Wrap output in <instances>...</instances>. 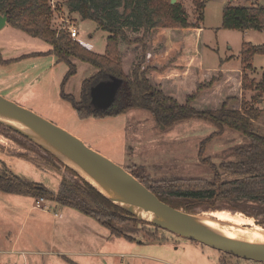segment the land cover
<instances>
[{"label":"rangeland","instance_id":"obj_1","mask_svg":"<svg viewBox=\"0 0 264 264\" xmlns=\"http://www.w3.org/2000/svg\"><path fill=\"white\" fill-rule=\"evenodd\" d=\"M175 2L183 5L190 22L196 21L197 12L192 0H175ZM51 3L55 6H51V27L61 30L62 26L74 24L80 41L90 44L96 53L104 52L107 33L98 29L96 22L81 19L80 16L74 18L66 7V1L50 0ZM228 4L237 7H247L252 4L264 6V0H205L204 18L201 24L205 30V57L214 56L216 58L214 65L218 64V57L223 58L225 54L232 55V62L227 65H238L239 51L243 43L264 45V30L240 31L222 27V10ZM48 48L46 42L28 36L6 23L0 29V79L9 72L17 74L15 77L7 76V79H3L0 84L21 83L23 92L16 96L8 95L12 99L1 93L0 95L20 106L26 105L24 107L79 136L83 142L87 135L88 140L93 143L90 144L93 149L124 168L134 169L140 176L143 173L156 180L212 179L211 170L202 164L197 156L200 142L215 130L211 124L199 119H189L165 128L158 125L144 109H130L118 116L80 120L70 103L60 95L61 82L68 69L67 65L61 62L60 67H57L55 63L50 64L42 55L23 56L42 52ZM212 48L214 49L211 50ZM15 57L21 60H12ZM5 60L12 61L1 63ZM73 62L76 65V73L68 78L63 92L78 98L81 82L92 75L95 69L76 59H73ZM248 72L255 81L262 80L264 54L254 56L252 69ZM19 86L15 87L17 93L20 92ZM0 90L5 91L1 87ZM251 95L247 93L246 98ZM262 98L260 108L264 110V93ZM227 130L224 136L223 134L220 135L221 137L215 136L204 151V156L209 157L216 164L236 160L233 149L243 142L240 135L228 128ZM255 130L264 134V112L256 122ZM86 141L84 143L87 144ZM58 161L60 163L47 157L41 149L17 134L0 131V173L5 171L43 184L51 190H57L61 178L68 174L65 165ZM137 169H143V172ZM47 201L41 202L40 207H37L36 198L32 196L0 191V249H3L0 250V264H72L71 262L123 264L130 261L125 254L137 249L139 244L142 247H151L152 252L159 258L163 257L162 259L178 264H220L218 256H221L222 264H263L225 254L206 245L203 247L194 245L193 248V244L198 242L151 224L131 221L116 225L129 238L112 234L109 229L88 216H84L89 220L86 221L87 223H79L75 220L76 227L71 233L61 231V235L57 232L59 230L53 229L54 222L58 220L53 214L55 205L50 206ZM215 210L240 212L221 208L220 203H206V207L198 206L194 214L204 216L205 213ZM240 213L245 215L243 212ZM248 217H252L264 229L262 217ZM84 225L86 227H83ZM95 228L98 230H94ZM8 233L9 237H7ZM99 237L105 238L102 239L100 253L96 255L68 253L79 249L85 244L84 242H88V239H92V243L97 242ZM9 239L11 241L16 239L15 247H11ZM11 249L13 250L10 251ZM152 264L164 263L157 261Z\"/></svg>","mask_w":264,"mask_h":264},{"label":"trees","instance_id":"obj_2","mask_svg":"<svg viewBox=\"0 0 264 264\" xmlns=\"http://www.w3.org/2000/svg\"><path fill=\"white\" fill-rule=\"evenodd\" d=\"M192 2L197 12L194 22L189 21L180 2L171 3V0H66L69 12H76L81 19L96 22L98 29L107 33L102 54L73 40L67 29L56 30L51 27L50 0H0V14L6 15L7 23L12 27L50 46L45 53L34 52L24 57L53 54L58 61L67 65L60 95L70 103L78 119L105 118L124 114L130 109H144L158 125L165 128L189 119L205 121L215 128L200 142L197 154L199 161L211 170V180H156L143 173L140 176L134 169L126 167L161 201L189 213H195L198 206L206 207V203H220L221 208L264 219V134L255 130L256 122L264 112L260 108L264 73L262 80L257 82L248 72L252 69L254 56L264 54V45L242 44L239 51L241 96L237 95L233 83L229 93L220 87L215 90V95H211L209 90L223 80V72L218 71L196 82L194 89L180 101L172 94L175 92H171L175 89L172 87L174 81L171 79L173 83L164 84V80H161V75L169 74H164L167 68L148 64L151 52L157 48L152 41L153 31L201 28L205 0ZM222 27L240 31L264 30V6L252 4L237 7L228 4L222 10ZM73 59L95 69L92 75L81 82L78 98L63 92L68 78L76 73ZM173 79L175 83H181L184 72L174 74ZM99 83L113 84L116 88L113 101L104 107L94 106L90 95L91 89ZM204 93L207 95L203 99L201 96ZM247 93L253 94L246 98ZM235 102L236 105H232ZM227 128L240 135L243 142L233 149L236 160L216 164L204 156V151L207 144L215 136L222 135ZM0 131L17 134L60 163L48 151L1 123ZM64 168L68 174L61 178L56 191L5 171L0 173V191L43 198L71 207L93 218L116 236L129 238L116 227L119 223L131 221L147 224L133 219L125 208L111 202L75 171L66 166ZM137 170L143 172V169Z\"/></svg>","mask_w":264,"mask_h":264},{"label":"water","instance_id":"obj_3","mask_svg":"<svg viewBox=\"0 0 264 264\" xmlns=\"http://www.w3.org/2000/svg\"><path fill=\"white\" fill-rule=\"evenodd\" d=\"M171 3H175V0H171ZM6 23V15L0 14V29ZM115 90L113 84H97L90 91L92 103L96 107L110 104L114 99ZM0 123L48 151L111 202L125 208L133 219L168 230L225 254L264 264V244L235 240L207 228L197 221L198 214L174 208L161 201L126 168L91 148L66 129L2 95ZM61 157L76 167L65 164ZM135 207L155 214L156 218L143 219L134 212Z\"/></svg>","mask_w":264,"mask_h":264},{"label":"crops","instance_id":"obj_4","mask_svg":"<svg viewBox=\"0 0 264 264\" xmlns=\"http://www.w3.org/2000/svg\"><path fill=\"white\" fill-rule=\"evenodd\" d=\"M66 1V0H63ZM71 15H73L74 18L79 17L78 13L76 12H70ZM249 30V29H248ZM246 31V30H245ZM204 35H205V30L201 25V28H194V29H157L155 31H153L151 33L152 36V41L154 46H157L156 49H153V52H151V56L148 58V64L150 65H154V66H158V67H166L167 70L164 74H167L169 72V74L166 75H161V80H164V84H166V82L169 83H173L172 87H174L175 89L172 90L171 92H175L172 93L174 94L175 97L178 98V100H183L184 96L191 92L194 87H195V83L204 79L209 78V76L213 75L215 72L217 73L218 71L223 72V80H221L220 82L216 83L210 90L209 92L211 93V95H215V90H218L220 87L223 88L224 90H228V93L231 90V83H233V85L235 86V89L237 90V95L241 96V92H240V59L238 60V58H236L239 63L238 65H227L228 63H231V58L232 55L230 54H225V56L222 57H218V64L214 65V63L216 62V58L213 56V58L209 57L206 58L205 57V49H206V43L204 41ZM159 38H165L164 40H159ZM79 39V38H78ZM83 44L86 45V47L89 50H92V47L90 44L84 43L83 41H81ZM161 43V44H160ZM160 44V45H158ZM50 49V46L48 49H46L45 51H42L43 53L47 52ZM214 48H212L211 50H213ZM42 56L44 58H46L50 64H54L57 67H60V63L61 61H58L57 57L54 56L53 54H42ZM17 58V57H15ZM13 58V59H15ZM23 59V58H22ZM21 60V59H19ZM220 62V63H219ZM180 67H183L182 70H179ZM184 72V79L181 83H175V80L173 79L174 74L176 73H181ZM17 73H8V74H4L3 76H1V78H3L4 80H6L7 76L8 78L10 77H15ZM3 79H0V82H3ZM171 79L173 81H171ZM19 86V90L20 92L17 93L15 87ZM24 86V85H23ZM0 87L3 88L5 91L0 93L3 94L4 96L9 97L8 95L11 96H16V95H20L21 92H23V88L20 84H16L14 82L7 84V82L5 84H0ZM207 94L204 93L202 94L201 98L204 99V97ZM226 95V94H225ZM12 99V98H11ZM202 100V99H201ZM232 105H236V102ZM26 106V105H24ZM228 132V130L226 129L223 133L222 136H224L226 133ZM74 134V133H73ZM77 136V135H76ZM79 137V136H77ZM221 137V136H220ZM80 138V137H79ZM86 138V142H88V146L91 147L90 144L93 145V143H91L87 137V135L85 136ZM81 139V138H80ZM83 140V139H82ZM84 141V142H85ZM92 148V147H91ZM5 162V160H2ZM7 166L9 167V165L7 164ZM126 168V167H125ZM10 170H12L11 167H9ZM14 172V171H13ZM21 177V176H19ZM27 179V178H26ZM52 191H56L52 190ZM45 202V200H44ZM49 202L50 206L55 205L54 209H53V214L54 217L57 218V222H54V226L53 229L54 231H57L59 234L62 235L63 231L64 233L66 231H68V233H71V231L74 229V227H76V223H74V221L76 220L79 223H87L86 218L84 216H87L79 211H77L76 209H73L71 207H67L64 205H61L55 201H47ZM32 209H34V207H31ZM89 217V216H88ZM91 218V217H90ZM83 227H86L85 225ZM62 230H61V229ZM91 230V229H89ZM94 230H98V228H95ZM99 232V231H97ZM9 233L7 234V237H9ZM87 237V236H86ZM88 238V237H87ZM97 239V238H95ZM100 239V241L98 240ZM97 242L95 241L94 243H92V239L89 240L88 242H84L85 244H83L79 249L75 250V251H68L69 254H74V255H96L99 252V249L102 248V239L105 238H98ZM76 240V238H75ZM105 241V240H104ZM9 242H11V247H15L16 246V239H14L13 241H11V239H9ZM197 245L203 247L202 244L199 243H195L193 244V248ZM213 249V248H211ZM3 250V249H0ZM13 249H11L10 251H12ZM80 250V251H79ZM215 250V249H214ZM202 251V250H201ZM203 252V251H202ZM127 257L130 258V261H128V264H152L156 263L157 261H159L160 263H164V264H178L176 262H171L168 261L166 259H162L163 257H158L156 253L152 252V248H146V247H142V245H138V248L133 250V251H128L127 254H125ZM211 255V254H209ZM218 261L220 264H222V259L221 256H218ZM86 262V261H85ZM72 264H80L77 262H71ZM119 264H122L121 262Z\"/></svg>","mask_w":264,"mask_h":264},{"label":"bare ground","instance_id":"obj_5","mask_svg":"<svg viewBox=\"0 0 264 264\" xmlns=\"http://www.w3.org/2000/svg\"><path fill=\"white\" fill-rule=\"evenodd\" d=\"M65 164L76 167L70 161L61 157ZM90 180V179H89ZM94 183L92 180H90ZM103 191V190H102ZM134 212L146 220H153L156 215L144 212L140 208H134ZM197 221L224 236L247 243L264 244V229L252 217L243 215L240 212L232 213L228 210H215L196 215Z\"/></svg>","mask_w":264,"mask_h":264},{"label":"built area","instance_id":"obj_6","mask_svg":"<svg viewBox=\"0 0 264 264\" xmlns=\"http://www.w3.org/2000/svg\"><path fill=\"white\" fill-rule=\"evenodd\" d=\"M51 6L52 7H55L53 3H51ZM62 28H65L67 29L70 37L73 39V40H77L81 45H83L84 47H86L85 44H83L79 39H78V31H77V28L74 24H70V25H67V26H62ZM87 48V47H86ZM88 49V48H87ZM41 202H44V199L43 198H37L36 199V206L37 207H40V203ZM123 264H128V263H123Z\"/></svg>","mask_w":264,"mask_h":264}]
</instances>
